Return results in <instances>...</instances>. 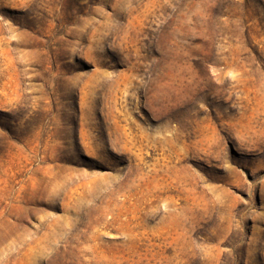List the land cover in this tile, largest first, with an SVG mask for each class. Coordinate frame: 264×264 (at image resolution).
<instances>
[{
  "label": "rangeland",
  "instance_id": "1",
  "mask_svg": "<svg viewBox=\"0 0 264 264\" xmlns=\"http://www.w3.org/2000/svg\"><path fill=\"white\" fill-rule=\"evenodd\" d=\"M0 264H264V0H0Z\"/></svg>",
  "mask_w": 264,
  "mask_h": 264
}]
</instances>
